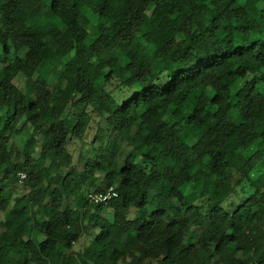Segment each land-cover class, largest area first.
Returning a JSON list of instances; mask_svg holds the SVG:
<instances>
[{
    "label": "trees",
    "instance_id": "trees-1",
    "mask_svg": "<svg viewBox=\"0 0 264 264\" xmlns=\"http://www.w3.org/2000/svg\"><path fill=\"white\" fill-rule=\"evenodd\" d=\"M0 264H264V0H0Z\"/></svg>",
    "mask_w": 264,
    "mask_h": 264
},
{
    "label": "rangeland",
    "instance_id": "rangeland-1",
    "mask_svg": "<svg viewBox=\"0 0 264 264\" xmlns=\"http://www.w3.org/2000/svg\"><path fill=\"white\" fill-rule=\"evenodd\" d=\"M7 35L9 36V38L11 40H13L15 38V33L14 31L8 27L7 28ZM55 36L57 35L56 32L53 33ZM255 82V81H254ZM109 89L112 92H116V89L114 87V85L110 86ZM120 102H118L119 104ZM27 128L23 127L22 130L19 132V137L22 138L26 136L27 134ZM98 132V133H103L104 130L101 127H96L95 123H93V125H91L90 130L87 132V134L84 137V141L87 142V144L92 142V138L94 136V134ZM82 142L80 140L75 141L73 144H71L69 146V153L72 156V163L75 164L77 161L78 156H83V153L81 151V147H82ZM94 148L97 150L98 146L97 145H93ZM90 161H93V159H90ZM99 175V174H97ZM246 199V196L242 193V192H238L235 196H233L232 198H230L229 200H227L225 203L222 204V208L225 210V212L232 214L237 207L239 206V204L241 202H243ZM105 216L107 218H110L112 215L111 209H106L104 211ZM90 217L93 219V225L90 226V228L88 229V231L79 239V241L77 243L74 244L73 246V251L74 252H82L85 247H87L91 241L93 240L95 234L98 232L99 227H101L102 222H103V218H98L96 212H91L90 213ZM35 234H34V238H35Z\"/></svg>",
    "mask_w": 264,
    "mask_h": 264
},
{
    "label": "built area",
    "instance_id": "built-area-1",
    "mask_svg": "<svg viewBox=\"0 0 264 264\" xmlns=\"http://www.w3.org/2000/svg\"><path fill=\"white\" fill-rule=\"evenodd\" d=\"M18 176L20 181L25 179V175L23 173H19ZM87 198L90 204L105 205L111 202L113 199L117 198V193L112 187H109L104 192L90 193Z\"/></svg>",
    "mask_w": 264,
    "mask_h": 264
}]
</instances>
